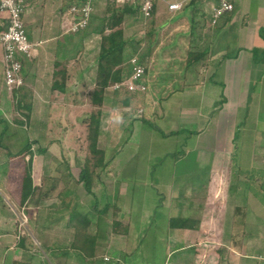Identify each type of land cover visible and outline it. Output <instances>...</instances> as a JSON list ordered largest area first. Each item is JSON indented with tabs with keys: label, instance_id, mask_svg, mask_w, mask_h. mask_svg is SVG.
Returning a JSON list of instances; mask_svg holds the SVG:
<instances>
[{
	"label": "rangeland",
	"instance_id": "374dc122",
	"mask_svg": "<svg viewBox=\"0 0 264 264\" xmlns=\"http://www.w3.org/2000/svg\"><path fill=\"white\" fill-rule=\"evenodd\" d=\"M107 2L95 0L91 29L109 16ZM260 2L242 0L239 10L223 15L221 23L233 22L231 40L217 37L210 49V36L189 35L187 8L164 22L160 19L161 27L170 24L152 37L146 35L157 28L156 22L140 15L125 17L121 25L125 38L135 39L139 50L134 55L130 48L127 54L144 61L150 82L169 73L178 79L196 73L202 79L200 102L181 104L199 107L195 128L199 134L180 140L168 139L163 130L169 94L155 95L157 111H149L148 116L146 95L140 99L115 92L112 86L102 93L103 105L95 103L100 36L63 35L58 22L33 23L37 31L43 27V38L37 41L46 51L27 65L22 93L27 95L24 103L31 104L30 113L6 91L0 74V135L7 125L0 148V264H264V76L259 78L264 67L257 66L261 55L245 50L248 40L240 37L241 28L234 24L246 16L243 30L255 35L253 21ZM221 23L212 29L221 32ZM49 26L53 28L47 30ZM202 27L208 28L195 23L193 31L204 32ZM182 31L186 37H181ZM187 40L188 53L207 51V56L189 64ZM222 43L231 47L226 60L241 57L239 68L232 65L241 81L231 85L229 97L227 70L215 64L221 58L213 49ZM199 64L203 66L193 69ZM128 76L124 73L122 79ZM55 82L64 83L67 91H54ZM13 94L19 95L17 90ZM206 96L214 100L201 99ZM99 110L103 115L97 146L110 165L93 182L94 195L102 199L96 207L95 197L78 180L86 164L93 166L97 160L89 149V133L92 116ZM35 142L32 175L37 189L33 199L23 204L31 154L21 151L26 143ZM39 149L46 152L40 154ZM130 162L135 166L129 167ZM129 168L136 171L131 178ZM106 205V213H100ZM73 209L91 220L90 234L97 237L91 258L73 247L84 241L83 230L71 226ZM180 216L199 222V229H171L170 219ZM113 222H119L121 229L128 226L129 233L113 234ZM83 224L80 219L78 226Z\"/></svg>",
	"mask_w": 264,
	"mask_h": 264
},
{
	"label": "crops",
	"instance_id": "0c3cea01",
	"mask_svg": "<svg viewBox=\"0 0 264 264\" xmlns=\"http://www.w3.org/2000/svg\"><path fill=\"white\" fill-rule=\"evenodd\" d=\"M185 1L188 4L185 6V8L183 10L177 11V12H171L169 10V5L175 4V3H181V2H185ZM241 2H242V0L236 1L237 4H235V9L239 10ZM24 4H25L24 21H25V25H26V30H27L28 36L30 38V41L37 46L33 57L29 58L27 60V62L24 61L25 62L24 63V77H25V75L27 73L26 71H27L28 62L32 61L34 58H38L40 56V54H43L46 51V48L43 46H40L41 43L39 41H37L38 40L37 38H43V27L39 26L38 30H40V31H37L36 29L32 28V26L35 25L33 23L38 22V24H39L40 22H43V21L58 22L57 26H58L59 30L61 31V34L69 35L66 33V31L68 28L67 21L70 19V16L68 14L69 2L67 0H24ZM209 7H210V5L208 6L207 2H203L202 4L201 3L197 4L194 2H190L189 0H158L157 4H156L153 22H152V24H155V22H156L157 28L155 27V30L153 29L150 31L152 32L153 36L158 35L157 32L159 29H161L163 26H168L170 24V23H168L166 25L162 24V27H161L159 25V22H158V21H160V19H162L164 22L167 18L176 16L178 13L183 12L187 8L188 9V16L185 20L187 22L190 21L192 24L190 27L191 31L189 34L191 36V38L197 39L200 37V35H203V34L210 36V42L207 43V48H209V49L212 48V46L215 44L217 37L229 36V38L231 40V37H232L231 34L232 33H231L230 28L233 27V22L232 21L230 23L226 22L225 24H223V22H222L224 29L218 33L216 30L212 29L210 18H209L210 17ZM255 12H256V18L253 21V23L255 24V28H256L255 35L249 34L248 32H245L243 30L242 26L245 23L246 16L243 17V20L241 22L237 21V22H234V24L236 23L235 26L241 28L239 30V32H241V33H239V34H241L240 37L247 38V40H248V41H246L247 42L246 43L247 49H245V50L250 51L253 54H254V52L257 53L258 51H261V57H262L264 54V0H261L260 4H258L256 6ZM4 18H5V16L0 13V25L2 27L4 26V22H5ZM238 19L240 20V18H238ZM195 23L197 26H204V24H206L208 26V28H206V30H205L202 27L204 29V32H202L203 30L201 31L199 29L197 31H193V29H195L194 28ZM50 28L52 29L53 26H49L46 29L50 30ZM206 32H208V33H206ZM180 35H181V37L185 36L183 31H182V33L180 32ZM238 37H239V35H238ZM191 41H192V39L189 40V42H191ZM189 42L187 40L184 43V47H186V49L188 48ZM232 42H233V40H232ZM222 44H223V46L219 45L218 48H216V49L213 48V49L216 50L215 52H217V54L215 53L217 59L221 58V60L218 62L216 60L215 64H217V66H219V67H224L225 71L227 70V73H225V75H224L225 80H226L225 93L229 97V94L230 95L233 94V87L231 85L233 84V86H235V82L237 83V81H241L240 76H238V75H237L238 77L235 76L236 73H234L232 71L233 70L232 65H234V64H235V67L239 68V66H237V65H238L241 57L240 58L237 57L236 59L230 58L228 60L224 59V57L227 56V54L230 52L229 50L231 49V47H227L226 43H222ZM188 49H187V53L189 52ZM240 56H241V54H240ZM2 58H3V52H2V48L0 46V74H1L2 79L4 81ZM150 61H151V59H150ZM252 61L254 62L253 55H252ZM182 65H184V62ZM201 66H203V64L196 65L193 67V69H195L196 67L199 68ZM257 66L264 67V56L262 57L261 62L258 63ZM263 76H264V72L261 75V77H259L260 81H261V78ZM179 78L180 79H178V76L176 74L169 73L168 77H165V79L159 80L158 78H155V79L153 78L154 80L150 82L149 81V70L147 68L146 80H147L148 90H147L146 94L138 95L137 97L141 99L143 96H145V95L147 96L146 106H147V110H148V113H147V116H148L149 111H150V113H152L153 111H157L158 104H156V96L159 94H161V95L165 94L167 96V94H169L166 99H168L167 103H169L170 105L167 106L168 109H166V114L164 115V116H166L165 122H166L167 127L164 128L163 130H165L164 131L166 133L165 135L169 136L168 139L170 137H176L177 139L180 140L181 138L188 139V136H189L188 134H190L191 132H194V134H199V132L195 131L196 124L199 120V118H198L199 116L197 115V112H199V107L197 106L198 109L196 106H193V105H189L188 107L187 106L184 107L181 105L182 102L184 100L189 101V102L198 100L200 102L199 95H204V94H202L203 93V90H202L203 86L201 87L203 82L201 83L202 79L200 78V76L198 74L195 73V75H194V73H191V75H189V73H188L187 77H183V75L181 74L179 76ZM25 80H26V77H25ZM157 80H159L161 83L157 82ZM210 81H212V79H210ZM25 84H26V82H25ZM174 84L177 86V88L174 87L175 89L171 90L170 88H172L174 86ZM241 84H242V82H241ZM206 85H208V84H206ZM149 86H151V89ZM168 90H171V91H168ZM66 91L67 90H65L64 92H66ZM64 92H62V93H64ZM74 93H76V92L74 91ZM222 93H224V92H222ZM8 94L9 93L7 92V95ZM205 94L206 95L208 94V90L206 91ZM213 98H214L213 96L212 97L206 96L205 98H201V99L206 100V101H209V100L213 101L214 100ZM64 99H65V97L63 98L62 101H64ZM164 99L165 98L160 99V100H164ZM228 100H229V98H228ZM54 104L55 103H53L51 105V108H54ZM61 104H65V102H61ZM70 105H73V104H70ZM73 107H76V106H73ZM48 108H50V107H48ZM162 131H160V132L162 133ZM172 132H179V133L181 132V134L171 136L170 134ZM133 165L135 166V164H132L131 162H130V164H128L129 167H132ZM130 171H131V174H130V178H131L136 173V171L135 170L132 171L131 169H130Z\"/></svg>",
	"mask_w": 264,
	"mask_h": 264
},
{
	"label": "trees",
	"instance_id": "16d2710c",
	"mask_svg": "<svg viewBox=\"0 0 264 264\" xmlns=\"http://www.w3.org/2000/svg\"><path fill=\"white\" fill-rule=\"evenodd\" d=\"M107 5H109L110 9H108V13L109 16H107L106 18H104L103 20L100 21L99 25L96 26V28L91 29L92 27V20L94 18V16L91 19V23L90 26L88 27L87 30L82 31L80 33L77 34H71V35H81V36H88L91 34L94 35H98L101 37L102 42H101V46H100V54H99V74H98V91L95 92L96 98H95V103L99 106L103 105L104 102V98L102 97V93L107 90L109 87H111L112 85H114L115 83H118L122 80V75L125 73H127L128 75H130L132 73V66L130 64L131 61V55L127 54L128 49L133 48L135 50V52H133L134 55H138L139 54V50L137 47H135L136 42L135 39L132 40H128L125 38V32L123 30V28H121V25L123 24L125 17L127 15H131V16H135L138 17L139 14L137 12V10L133 7L130 6H124V7H120L118 6L115 2L106 0ZM69 9V8H68ZM156 9V6H155ZM153 22V19L151 20ZM221 23V21H220ZM222 24V23H221ZM220 25V24H219ZM218 25V26H219ZM1 26V25H0ZM6 27L5 26H1L0 27V32H2ZM146 36H151L152 37V32L149 31L147 33ZM140 43V42H139ZM214 53V52H213ZM207 51L203 52V53H199L196 56H192V52L188 53V63H194L195 62H200L203 58H205L207 56ZM238 54V53H237ZM254 54H258L261 55V52L259 53V51L256 53L254 52ZM263 54V53H262ZM230 57V55H228ZM228 56H225L224 59H226ZM254 55L253 60L257 61V59L255 58ZM264 56V54H263ZM262 56V57H263ZM233 58H237V57H233ZM259 63L261 61H258ZM142 63L144 64V61H142ZM127 68V71H125ZM218 68V67H217ZM25 88L22 87L21 89L17 90L18 97H15V95L13 94V98L14 100H16L17 105L20 108H26L29 113L31 111V104L30 103H24L27 95L25 93H22L23 89ZM52 89L54 91H60V92H64L66 90L65 84L64 83H59V82H55L53 84ZM100 92V93H99ZM224 94V93H223ZM222 94L223 98H226L224 95ZM131 95V94H129ZM135 96V95H134ZM132 98V97H131ZM131 98H128L125 102V106H129L130 102H131ZM224 101H226V99H224ZM30 115V114H29ZM29 115H26V119L28 120L30 117ZM102 111L99 110V112L97 114H94L92 116V123L90 125V133H89V149L90 152L97 157L96 162L93 164V166H90L89 163L86 164V167L81 171L80 174V179L78 180V183H83L84 187L87 191L88 194H92L95 198V204L96 207L101 205L102 199L99 197H96L94 195V191H93V182L95 180H100L102 178L103 173L107 172L108 170V166L110 164H108L107 162H105V152L104 150H100L98 149V140L99 137L101 136V127H102ZM22 124V123H21ZM7 130V125L4 127V129L1 132L0 135V148L3 147L2 146V140L4 139V133H6ZM194 132H191L190 134H193ZM181 134V132H172L170 135H179ZM37 143H26L24 148L22 149L21 152H27L28 154H31V158L30 161L28 162L27 165V172L25 174L24 177V181H23V190H22V203L26 204L27 202H30L33 198V196L35 195V190L36 185L34 184V178L32 175L33 172V156H34V152H33V147L36 145ZM6 149V148H5ZM46 150H42L39 149L38 153L43 154L45 153ZM29 154V155H30ZM8 156H12V153L7 152ZM30 157V156H29ZM33 160V161H32ZM96 169L99 170V173L97 174ZM3 175H5L3 173ZM32 198V199H31ZM103 201H106V198H103ZM108 208V205H106L104 210H100V213H106V209ZM71 221L72 227H75L76 230L79 231V229L83 230V244H73V247L76 250H79L82 254V256H88L89 258L94 256V250H95V245L97 243V237L96 235H92L90 234V219L88 217L87 214H79L76 209H73V212L71 214ZM83 221V227L80 228L78 226L79 224V220ZM76 222V223H75ZM75 223V224H74ZM198 224V225H197ZM113 227L111 228V231L113 234H128L129 233V227H123L121 229V225L119 224V222H113ZM169 227L171 229H177V230H198L199 229V222L195 221L193 218L191 217H172L169 221ZM78 236V235H77ZM99 237H101V235H99ZM77 239V238H75Z\"/></svg>",
	"mask_w": 264,
	"mask_h": 264
},
{
	"label": "built area",
	"instance_id": "2783aa9c",
	"mask_svg": "<svg viewBox=\"0 0 264 264\" xmlns=\"http://www.w3.org/2000/svg\"><path fill=\"white\" fill-rule=\"evenodd\" d=\"M69 2L67 34H77L88 29L95 12V0H67ZM118 6H130L137 10L144 20H152L158 0H109ZM194 3L207 2L211 26H216L223 15L235 10L234 0H189ZM188 3L181 2L169 5L171 12L181 11ZM24 0H0V13L5 16L4 26L0 32V46L3 52L2 65L6 90L11 97L13 92L26 84L24 61L33 57L36 45L30 41L24 21ZM132 73L120 82L112 85L115 92H126L131 95L146 94L148 90L147 67L138 56L131 58ZM124 90V91H123ZM142 113V110L140 111Z\"/></svg>",
	"mask_w": 264,
	"mask_h": 264
}]
</instances>
